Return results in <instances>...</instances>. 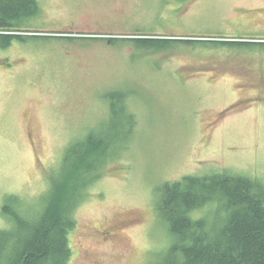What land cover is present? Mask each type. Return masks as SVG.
I'll use <instances>...</instances> for the list:
<instances>
[{"label": "rangeland", "instance_id": "1", "mask_svg": "<svg viewBox=\"0 0 264 264\" xmlns=\"http://www.w3.org/2000/svg\"><path fill=\"white\" fill-rule=\"evenodd\" d=\"M37 1L20 21L33 31L0 47V232L34 225L66 149L89 138L105 139L88 156L101 178L75 211L69 264L159 261L165 182L264 181V46L230 38L264 39V0Z\"/></svg>", "mask_w": 264, "mask_h": 264}, {"label": "trees", "instance_id": "2", "mask_svg": "<svg viewBox=\"0 0 264 264\" xmlns=\"http://www.w3.org/2000/svg\"><path fill=\"white\" fill-rule=\"evenodd\" d=\"M0 1V47L6 48L23 38L21 31H33L22 28L20 21L37 17L41 9L37 0ZM230 38L246 47L264 46V39L257 37ZM121 113L131 134L133 115L124 108ZM104 142L89 138L66 149L63 170L51 182L50 196L39 219L31 226L22 222V231L0 232V264H69V234L76 224L75 211L87 198L88 189L101 178L99 173L92 177L89 149ZM161 190L157 212L159 216L160 210L164 213L173 243L152 264H264L263 180L221 171L185 175L165 182Z\"/></svg>", "mask_w": 264, "mask_h": 264}, {"label": "flooded vegetation", "instance_id": "3", "mask_svg": "<svg viewBox=\"0 0 264 264\" xmlns=\"http://www.w3.org/2000/svg\"><path fill=\"white\" fill-rule=\"evenodd\" d=\"M236 17V19L238 18V17H243V18H245V21L244 22H247V21H249L246 17H244V16H234V17H231V18H235ZM239 22V21H238Z\"/></svg>", "mask_w": 264, "mask_h": 264}]
</instances>
